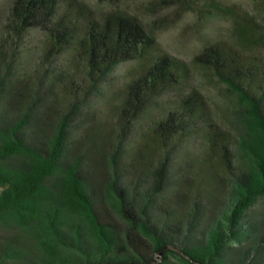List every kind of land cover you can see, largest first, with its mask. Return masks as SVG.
<instances>
[{
    "label": "trees",
    "instance_id": "trees-1",
    "mask_svg": "<svg viewBox=\"0 0 264 264\" xmlns=\"http://www.w3.org/2000/svg\"><path fill=\"white\" fill-rule=\"evenodd\" d=\"M167 3L232 20L236 46L214 42L193 64L237 97L236 137L197 91L186 92V63L165 53L148 61L156 40L134 16L96 20L68 0L8 4L0 24V264H264V56L252 49L264 47V34L235 5ZM27 38L48 83L40 95L57 103L52 118L39 87L8 107L14 53ZM63 54L69 62L59 65ZM133 62L138 68L115 74ZM89 95H110L111 105L81 140Z\"/></svg>",
    "mask_w": 264,
    "mask_h": 264
},
{
    "label": "rangeland",
    "instance_id": "rangeland-1",
    "mask_svg": "<svg viewBox=\"0 0 264 264\" xmlns=\"http://www.w3.org/2000/svg\"><path fill=\"white\" fill-rule=\"evenodd\" d=\"M198 0H196L197 2ZM225 5H235L248 12L255 19L258 30L264 34V0H217ZM11 0H0V24L5 20L8 4ZM72 7H76L82 14H90L96 20L109 12L125 13L134 16L145 30L151 33L156 40V47L148 57V61L158 54H168L186 63L189 68V76L185 84L186 92L197 91L206 103L212 119L231 137H236L239 132V103L237 97L228 87L217 80L208 69H202L193 64V58L206 46L223 41L236 46V35L232 20L221 15H210L192 11H180L175 5L168 6L167 0H68ZM262 5V6H261ZM35 37V36H33ZM36 42L25 40V50L14 53L16 63L12 72V79L8 82V107L14 104H23L26 97L35 94L37 87L39 98L47 114L44 117L52 118L51 110H57V103L49 101L50 95H40L44 91L45 77H40L37 72V57L33 53ZM258 49V53L264 56V47L252 46ZM69 62L67 55H60L56 61L63 65ZM139 63H125L116 69L115 74L126 73L131 68H138ZM117 78L118 75H116ZM41 82V83H40ZM40 83V84H39ZM86 105L83 106L84 122L76 129V135L83 140L91 132L98 130L99 114L111 105V96L89 95L86 97ZM62 109V106H60ZM79 140V139H78ZM80 141V140H79Z\"/></svg>",
    "mask_w": 264,
    "mask_h": 264
}]
</instances>
